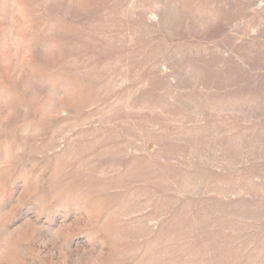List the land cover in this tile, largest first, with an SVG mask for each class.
<instances>
[{"label": "rangeland", "instance_id": "374dc122", "mask_svg": "<svg viewBox=\"0 0 264 264\" xmlns=\"http://www.w3.org/2000/svg\"><path fill=\"white\" fill-rule=\"evenodd\" d=\"M0 264H264V0H0Z\"/></svg>", "mask_w": 264, "mask_h": 264}]
</instances>
